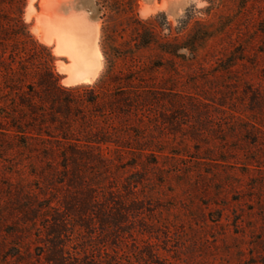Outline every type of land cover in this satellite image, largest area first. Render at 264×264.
Segmentation results:
<instances>
[{
  "label": "rangeland",
  "instance_id": "rangeland-1",
  "mask_svg": "<svg viewBox=\"0 0 264 264\" xmlns=\"http://www.w3.org/2000/svg\"><path fill=\"white\" fill-rule=\"evenodd\" d=\"M116 1L26 0L32 42L0 26V264H264V0ZM43 12L98 29L90 83L64 84ZM104 53L139 67L128 113L76 89Z\"/></svg>",
  "mask_w": 264,
  "mask_h": 264
},
{
  "label": "trees",
  "instance_id": "trees-1",
  "mask_svg": "<svg viewBox=\"0 0 264 264\" xmlns=\"http://www.w3.org/2000/svg\"><path fill=\"white\" fill-rule=\"evenodd\" d=\"M25 2L26 0H0V26L4 25L10 29H13L15 31L20 30L21 36L24 37V40H29L32 42V38L29 35V32L27 30V26L23 22V11L25 8ZM105 2V0H103ZM136 0H118L116 3H114V7L116 9H120L122 11L133 9L134 4ZM132 12V11H131ZM20 33L14 34V36H19ZM149 36V34H148ZM111 36H106V40L108 43H110ZM143 37V38H142ZM136 38L134 42L137 44V46L146 47L149 45V40L144 41V36L142 34H135ZM166 44L161 46V50L163 53L166 54H172L176 55V47L177 46H171ZM105 55L106 60V70L105 73L97 80V82L93 86H86V87H78L76 89L84 88L89 89L92 96L89 100L86 101L89 105L97 106L99 102V96H106V100L103 103V108L105 111L109 112L111 117L115 113L123 114L125 111L128 113V107H130L129 103L136 102L137 97L140 94L141 87L139 86V82L134 83V79H137L138 77L132 75L133 72L139 71V67H133L131 69V75L119 78L118 76L113 75V65L112 61L109 60ZM41 65V64H39ZM44 66V70L47 71L49 78H53L52 70L47 64V62H44L42 64ZM12 86L16 87V82H12ZM7 87V86H6ZM29 88L32 86H28ZM12 89V88H10ZM116 91V96L113 94ZM131 96V97H130ZM24 104V103H23ZM24 107L27 109L26 111H23L20 115V118H25L29 114H35L36 107L32 105L30 101L25 102ZM69 108V107H68ZM29 112V113H27ZM125 114V113H124ZM3 118H7L2 116ZM11 120H17L19 119L18 116H12L10 118ZM87 143H94V144H105V145H113L116 150L119 149H127V150H135L136 148H133L130 143H123L119 140H103L100 142H87ZM77 146H70L69 150L71 152L76 151ZM119 148V149H118ZM65 158H63L64 160ZM74 161V160H73ZM77 161V160H76ZM73 162V166L77 167V162ZM63 169H67V165L63 162ZM94 264V263H93Z\"/></svg>",
  "mask_w": 264,
  "mask_h": 264
},
{
  "label": "bare ground",
  "instance_id": "bare-ground-1",
  "mask_svg": "<svg viewBox=\"0 0 264 264\" xmlns=\"http://www.w3.org/2000/svg\"><path fill=\"white\" fill-rule=\"evenodd\" d=\"M54 17L41 13L34 27L35 35L42 43L53 46L55 55L67 60L60 68L65 73V85L90 83L101 67L98 29L83 16L70 15L61 20Z\"/></svg>",
  "mask_w": 264,
  "mask_h": 264
}]
</instances>
